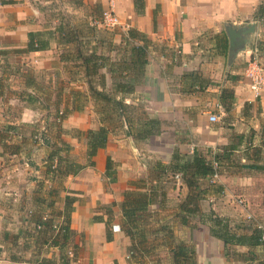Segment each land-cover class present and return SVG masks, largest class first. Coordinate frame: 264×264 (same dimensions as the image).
Returning a JSON list of instances; mask_svg holds the SVG:
<instances>
[{
	"label": "crops",
	"instance_id": "crops-1",
	"mask_svg": "<svg viewBox=\"0 0 264 264\" xmlns=\"http://www.w3.org/2000/svg\"><path fill=\"white\" fill-rule=\"evenodd\" d=\"M52 1L56 0H0V248L12 245L10 236L17 233L23 238L22 233L32 228L26 220L27 212L46 207L39 206V199L56 200L50 197L56 183L48 175L46 165L52 149L49 145L64 140L72 146L70 158L85 166L60 186L55 206L56 211H61L68 195L76 198L71 215L74 264H135L130 259L131 240L121 227V203L124 193L136 189L133 183L146 172L153 187L158 186L159 194L165 196L157 198L150 207L154 228L170 225L178 239L194 245L197 261L202 264L198 257L203 251L199 236L201 231L210 235L209 224L190 231L176 220L178 205L170 208L168 203L171 196L181 203L189 193L187 186L176 184L170 173L160 182L155 180L152 170L155 165L147 162L152 156L140 150L146 152L150 142L161 140L163 147L151 154L161 164L169 165L174 150L190 157L194 153L202 155L199 148L203 147L207 149L208 160L213 161L215 154L230 149L231 160L224 162L228 176H235L234 166L264 172L243 167H264L260 161L264 159V88L259 97L250 91L244 76L250 48L231 62L226 32L228 25L244 27L256 23L251 38L253 42H264V22L258 18L264 0H145L143 14H137L134 0H119L115 11L122 29L119 27L110 41H101L96 32L84 34L82 28L57 15L55 24L48 26L42 6ZM96 1L101 8H107L108 0ZM47 9L53 13V8ZM130 30L145 35L151 46L146 49L147 64L136 92L117 98L126 104L142 106L144 118L161 121L160 134L147 141H136L129 135L130 127L124 120L113 125L104 122L102 105L89 91L90 82L99 91L109 93L114 84L132 79L127 70L131 63L130 48L142 42L139 38L129 41L127 46ZM31 34L37 40H46V48L29 49ZM89 57L99 59L95 76L86 72L83 59ZM74 75H80L83 81V114L69 113L58 132L51 110L71 108L72 96L66 90L67 85L77 80ZM229 92L233 93L234 102L227 112L225 95ZM212 110L226 114L222 125L210 122ZM94 116L96 128L97 124L91 120ZM100 126L110 129L107 147L98 152L93 158L94 165L89 166L86 142L75 138L68 129L88 131ZM45 128L48 144L38 147L32 134ZM109 158L113 163L112 175H107ZM218 181L219 178L215 183ZM216 184L209 188L207 179L201 181L208 192L201 202L204 213L215 212L214 202L224 197L225 185L217 193ZM210 240L207 254L220 253L221 260H227L223 243L212 236ZM163 242V239L155 242L160 246L158 251L168 250L162 248ZM240 250L245 251L239 247ZM58 252L52 249L49 257L59 255ZM6 261L26 264L30 259L24 257L23 262H13L2 251L0 263Z\"/></svg>",
	"mask_w": 264,
	"mask_h": 264
},
{
	"label": "trees",
	"instance_id": "trees-1",
	"mask_svg": "<svg viewBox=\"0 0 264 264\" xmlns=\"http://www.w3.org/2000/svg\"><path fill=\"white\" fill-rule=\"evenodd\" d=\"M137 14H143L145 10V0H134ZM258 18L264 22V4L260 9ZM35 34L29 36V49L41 50L45 49L47 41L37 40ZM141 40V44L132 45L131 63L128 65L131 80L114 84L112 91L105 93L99 91L96 87L89 83V91L95 101L102 105V114H104L103 121L108 124H114L115 121L124 120L130 127L129 135L136 141H147L153 136H157L161 132V121L158 118L147 117L144 118L142 106H134L126 104L125 101L117 96H128L134 94L139 86V78L144 74L146 66V49H149L151 42L147 37L138 31L130 30L127 35L126 43L129 41ZM259 53L261 59L264 58V42H259ZM87 75H97L99 70V59L96 57L84 58ZM121 72V71H120ZM120 78L122 76H119ZM224 95V94H223ZM227 104L225 110L230 111L234 102L233 93L229 92L225 95ZM77 100L71 102L70 109L60 110L57 112L55 119H61V124L67 117L71 110L81 111L82 107L76 105ZM85 103H83V107ZM81 108V109H80ZM141 111V113H138ZM61 113V114H60ZM115 114V115H113ZM57 125V123H55ZM78 140L83 139L87 145V157L89 159V166H93V158L97 156L100 150L107 147L110 129L106 126H100L97 129L88 131H77ZM37 133L32 134V140ZM41 138L45 144H48L47 135L45 132L41 134ZM34 143H37L34 140ZM63 148L59 144L49 145L51 152L47 159V173L50 178L56 183V187L51 189L50 197H55L56 200L49 198L39 199V206H46L45 208L35 211L29 210L27 212V221L32 224V228H28L22 233L24 240L33 242L31 245L36 253L35 259L30 260L28 264H74L73 262V241L74 232L71 229V215L74 211L73 205L76 198L68 195L65 198V207L61 211H56L55 205L58 202L60 186L69 176H76L84 168L70 158L72 146L63 142ZM65 154V155H63ZM232 150L225 149L221 155L215 154L214 162L222 165L225 160H231ZM173 162L169 165L158 163L152 168L153 177L157 181H161L167 174H172L171 179L175 174H180L182 184H185L189 190L187 197L178 205V211L175 213L176 220L178 219L183 226H187L191 231L201 224H209L210 235L213 238L221 241L225 248V258L231 262L237 261V264H264V228L244 227L238 222L231 219L221 217L214 211L204 213L201 210V202L207 197V188L203 189L201 181L208 180L209 188L215 186L212 182L213 176L218 172L215 169L213 161L208 160L206 156L199 153H194L192 156L182 155L178 152L174 154ZM254 170H264V167L259 165L243 166ZM113 163L111 159L107 162V175H112ZM114 180V179H113ZM174 180V179H173ZM58 186V187H57ZM136 189H129L124 193V201L121 203L122 211V231L131 240L130 259L135 264H161L158 258V249L160 246L156 244L159 239H163L162 248L168 249L167 256L171 264H199L195 247L178 239L170 225L162 224L157 229L154 228L150 207L155 203L157 198L164 194L160 193L158 186L156 188L150 187L146 189V184L140 185L133 183ZM217 193H221L222 188L215 187ZM161 203V202H160ZM162 204V203H161ZM49 210L47 213L45 210ZM30 212L32 214H30ZM48 215V221H43L42 217ZM62 220V221H60ZM151 220V221H150ZM41 227L38 229V227ZM57 226V229H54ZM8 238V236H7ZM20 236L17 235L14 240L15 246H18ZM110 239V238H109ZM10 246V245H9ZM12 246V245H11ZM26 246H30L28 243ZM243 248L245 251H238V248ZM43 248L46 254H50L52 249L58 250L59 255L55 253L51 257H46L43 254ZM2 248H0V254ZM43 254V257L42 255ZM18 255H14L10 260L13 262H23Z\"/></svg>",
	"mask_w": 264,
	"mask_h": 264
},
{
	"label": "rangeland",
	"instance_id": "rangeland-1",
	"mask_svg": "<svg viewBox=\"0 0 264 264\" xmlns=\"http://www.w3.org/2000/svg\"><path fill=\"white\" fill-rule=\"evenodd\" d=\"M42 7L45 8L44 11L42 12H44V14L46 15L45 23L48 26L55 24V20H57L55 16L57 15L58 18H62L64 21L66 20L67 22H69L70 25L76 26L78 28H82L84 34L88 33L89 35H92V34L94 35L96 32L97 36L100 35L99 39L101 41H105V40L110 41L111 38H114V35L116 36V33L119 30V27L120 29H122V24H120L121 26L119 25L117 27L110 28V29H107L100 24L99 21H100L103 8L100 7L97 1L94 2V0H65L64 3L62 2V0H56L55 2L52 1L49 4L43 5ZM48 7L53 8L52 9L53 13L52 11H49L50 9L49 10L47 9ZM119 20H120V17H119ZM95 21L97 23H95ZM88 25L90 28L88 27ZM90 29H93V31H91ZM79 77L80 75L73 76V79H77V80L74 81L75 83L71 84L70 86L67 85L66 93L67 95L71 94L72 103L75 100H77L76 105H78V107L79 106L82 107V109L80 108L81 111H78V112H81L83 114V103H84L83 102V81ZM51 111L53 113L52 121L57 123V119H55V116L57 115L58 111H53V110ZM71 111L75 112V110H71ZM211 112L219 117V123H218L219 125H222V123L225 122L226 114L222 113V111L212 110ZM138 113H141V111H138ZM91 120L93 121V124H97L96 116L92 117ZM97 126L98 124L94 128H96ZM61 127H62V124L57 123L56 130L60 132L59 128ZM41 131H46V128L45 130L41 129ZM77 131H82V130H79L73 127L68 129V132H71L74 137L78 136ZM81 141H83V139H81ZM63 142L65 143L66 141L59 140V143H58L59 147L63 148V145H62ZM33 143H34V140H33ZM34 145L39 147V145H45V143L40 144L37 142V143H34ZM162 147H163V142L161 140L154 139L152 142H150L147 145V148H145L146 152L141 151V150L140 152L142 153L144 152L143 154H146L147 156L148 155H150V157L152 156L151 159L147 158V162H151L156 166L157 163H162V162L155 160V157L154 155L151 154V151L160 149ZM175 151L176 150H174L172 154L173 159L175 158L174 157ZM199 151L200 153H202L203 156H207L208 154L207 149L203 147L199 148ZM254 153L255 152H253V154ZM260 161L264 165V159ZM227 170H228L227 165L224 163L222 165L220 164V166L218 167L220 181H218L216 185H218L219 187L225 185L226 191H225V194L222 200L216 201L214 202V204L211 203V205L213 204L216 207L215 213L221 217H225L233 221H237L240 224L242 223L241 225L244 227L246 226V227H253V228H260V227L264 228V172H261V171L251 172L250 170L243 169L240 166H234L232 170L235 176L232 175V177H230L226 173ZM134 183H138L140 185L146 184L145 186L146 189H149L150 187L154 186L152 181L150 180V174L147 172L141 175V177H139L137 181ZM170 183L171 184L169 185V187L172 188L174 185L172 182ZM217 202H219V205L216 204ZM241 202L243 203L241 204ZM168 205H170L169 206L170 208H175L177 205H179V202L176 196H171V201L168 203ZM16 234L17 233L10 236L9 238L11 240L10 243L12 244V246H4L2 248V251L6 252L7 258H11L12 256L16 254L18 255L17 257L21 256L22 260H24V257H25V259H30L34 261L36 253L34 252V249L31 245L33 242H31L30 240H24V238H21L20 236L19 240H17L18 246H15L14 240L16 239L18 235ZM183 236H186V235L184 234ZM210 237L211 236L208 233L202 232V231L199 236L200 251L202 249L203 251L202 253H200V255H198V257L201 261H203L202 264H237V261L234 262L232 260V262H229L227 260H221L222 257L220 256V253L207 254L208 250H210L209 248H211L210 247L211 243L209 242L211 241ZM74 238H75V235H74ZM27 243L30 246H26ZM43 249H44L42 251L43 254L46 257H49V254H46L45 248ZM240 251L242 252V250ZM43 254H41L42 257H43ZM157 259H160L161 264H171L167 256V251L165 250H162L159 252ZM208 261H211V262L209 263ZM0 264H10V262L6 261ZM11 264H14V263H11ZM153 264H156L155 260L153 261Z\"/></svg>",
	"mask_w": 264,
	"mask_h": 264
},
{
	"label": "built area",
	"instance_id": "built-area-1",
	"mask_svg": "<svg viewBox=\"0 0 264 264\" xmlns=\"http://www.w3.org/2000/svg\"><path fill=\"white\" fill-rule=\"evenodd\" d=\"M118 2L119 0H108L107 8H104L102 10L99 22L103 27L110 29V28L117 27L121 24L119 17L117 16V13L115 11V8ZM244 76H245V79L248 81L250 91L254 94L255 97H259L264 88V64L262 63V59L260 57L258 41L254 43V46L252 50L250 51V59L247 63ZM209 120L212 123H217L219 122V117L213 113L210 115ZM57 123L61 124L60 118L57 119ZM43 132L46 133V131H41L37 133L36 136L34 137V140L40 144H44L43 139L41 138V134ZM213 165L215 169H218V164L216 162L213 161ZM218 178H219V173L217 172L213 176L212 182L215 183L218 180ZM173 179L176 184L178 185L182 184V179H181L180 174H175L173 176ZM30 214L32 213L30 212ZM49 218L50 217L48 215H44L42 217V220L48 221ZM40 228L41 227L39 226L38 229ZM54 229H57V226H54Z\"/></svg>",
	"mask_w": 264,
	"mask_h": 264
},
{
	"label": "water",
	"instance_id": "water-1",
	"mask_svg": "<svg viewBox=\"0 0 264 264\" xmlns=\"http://www.w3.org/2000/svg\"><path fill=\"white\" fill-rule=\"evenodd\" d=\"M257 24L251 23L247 26L240 27L234 25H228L226 32L229 39V59L233 62L237 56L241 53L252 50L254 43L251 36L255 34Z\"/></svg>",
	"mask_w": 264,
	"mask_h": 264
}]
</instances>
